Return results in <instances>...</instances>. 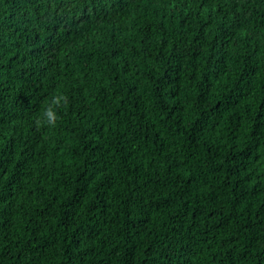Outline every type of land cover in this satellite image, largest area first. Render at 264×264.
Returning <instances> with one entry per match:
<instances>
[{
  "label": "trees",
  "instance_id": "obj_1",
  "mask_svg": "<svg viewBox=\"0 0 264 264\" xmlns=\"http://www.w3.org/2000/svg\"><path fill=\"white\" fill-rule=\"evenodd\" d=\"M0 264H264V0H0Z\"/></svg>",
  "mask_w": 264,
  "mask_h": 264
},
{
  "label": "clouds",
  "instance_id": "obj_2",
  "mask_svg": "<svg viewBox=\"0 0 264 264\" xmlns=\"http://www.w3.org/2000/svg\"><path fill=\"white\" fill-rule=\"evenodd\" d=\"M58 102H59V98H53V103H58ZM45 117L49 124L55 123V113L51 109L46 110Z\"/></svg>",
  "mask_w": 264,
  "mask_h": 264
}]
</instances>
